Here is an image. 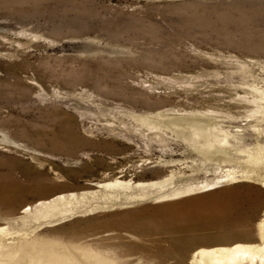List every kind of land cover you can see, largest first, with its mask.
I'll return each mask as SVG.
<instances>
[{
	"label": "rangeland",
	"instance_id": "obj_1",
	"mask_svg": "<svg viewBox=\"0 0 264 264\" xmlns=\"http://www.w3.org/2000/svg\"><path fill=\"white\" fill-rule=\"evenodd\" d=\"M236 246L264 257V0H0V264Z\"/></svg>",
	"mask_w": 264,
	"mask_h": 264
},
{
	"label": "bare ground",
	"instance_id": "obj_2",
	"mask_svg": "<svg viewBox=\"0 0 264 264\" xmlns=\"http://www.w3.org/2000/svg\"><path fill=\"white\" fill-rule=\"evenodd\" d=\"M104 119L113 120L114 122H116V120L110 119L109 117H104ZM149 126H152V125H149ZM147 131H150V128H147V127L143 128L142 127L140 133H145ZM35 158L38 159L37 157H35ZM103 174H104V176H106L107 173H103ZM228 176L230 177L231 173H229ZM109 182L111 183V181H109ZM188 215H185L184 218L187 219ZM250 254L251 253H250L249 247L236 246L233 249L227 248V247H222V248H218L215 250L212 249V250L202 251L201 256L199 258H195L194 260L197 261L198 264H204V261L209 260V259L214 260V261L217 259H218V261H224V260L231 261V260H235L238 258L249 257ZM203 256H207L206 257L207 259H204L205 257H203ZM249 259H250V262L252 264H264V257L259 255V254L251 255L249 257Z\"/></svg>",
	"mask_w": 264,
	"mask_h": 264
}]
</instances>
